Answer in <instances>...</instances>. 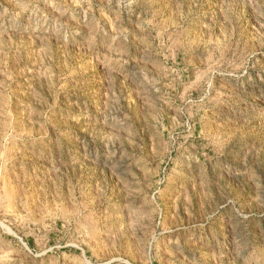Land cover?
<instances>
[{"label": "rangeland", "instance_id": "obj_1", "mask_svg": "<svg viewBox=\"0 0 264 264\" xmlns=\"http://www.w3.org/2000/svg\"><path fill=\"white\" fill-rule=\"evenodd\" d=\"M0 264H264V0H0Z\"/></svg>", "mask_w": 264, "mask_h": 264}]
</instances>
